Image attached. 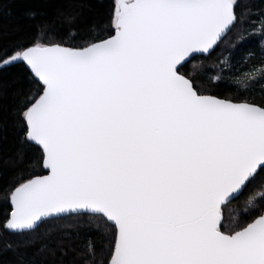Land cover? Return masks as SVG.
<instances>
[{"label":"snow or ice","instance_id":"6c2138e0","mask_svg":"<svg viewBox=\"0 0 264 264\" xmlns=\"http://www.w3.org/2000/svg\"><path fill=\"white\" fill-rule=\"evenodd\" d=\"M19 2L31 33L0 27V264H264V9L245 28L240 0ZM234 32L260 59L209 75Z\"/></svg>","mask_w":264,"mask_h":264},{"label":"trees","instance_id":"16d2710c","mask_svg":"<svg viewBox=\"0 0 264 264\" xmlns=\"http://www.w3.org/2000/svg\"><path fill=\"white\" fill-rule=\"evenodd\" d=\"M90 2L95 4V0H90ZM110 2L111 0H104V5L106 6ZM240 3L242 5H248L249 7H251L253 12V15L247 18L248 22L242 25V27L247 28L249 27L251 21L256 18L259 11L264 9V0H240ZM60 6H66V0H55V2L51 5L42 7L51 15H55L57 7ZM10 7L12 10L11 15H5L0 18V27L3 28L5 33V43H7L10 39H17L26 34H30L32 31L28 20L22 15L25 5L17 0V2L11 4ZM100 10L106 11V7ZM85 14L89 19L93 18L92 15L87 12V10H85ZM235 36L236 33L234 32L225 37L223 42L220 44V47L217 48L213 55L205 61V64L207 66L206 70L209 75H214L219 70L217 65L219 64L220 60H223L225 58H230L231 63L234 66L232 70L236 72L246 71L252 63H257V61L260 59V44L257 37L250 36L246 42H243L242 45L239 46V50L237 51L233 48ZM249 52H251L253 55L249 56ZM189 68H191V65H189ZM224 74L229 75V69L226 68ZM217 91L225 95L228 94V89L226 88H221ZM11 144L12 139L9 135L8 138L3 142V152L5 154L8 153ZM248 194L249 193H245L244 197H241L240 201L234 202V205L242 204L243 200L246 199ZM10 210V203L4 199V194L2 191H0V221L4 219V217L10 212ZM7 239L9 241H12L16 238L8 236ZM3 259L5 261V264H17V257L12 253H7Z\"/></svg>","mask_w":264,"mask_h":264}]
</instances>
